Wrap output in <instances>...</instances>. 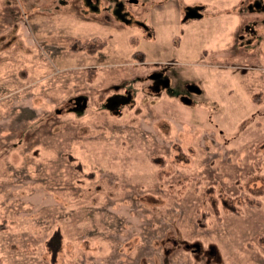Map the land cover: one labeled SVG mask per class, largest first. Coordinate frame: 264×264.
I'll return each mask as SVG.
<instances>
[{
  "label": "rangeland",
  "instance_id": "1",
  "mask_svg": "<svg viewBox=\"0 0 264 264\" xmlns=\"http://www.w3.org/2000/svg\"><path fill=\"white\" fill-rule=\"evenodd\" d=\"M0 264H264V0H0Z\"/></svg>",
  "mask_w": 264,
  "mask_h": 264
},
{
  "label": "trees",
  "instance_id": "2",
  "mask_svg": "<svg viewBox=\"0 0 264 264\" xmlns=\"http://www.w3.org/2000/svg\"><path fill=\"white\" fill-rule=\"evenodd\" d=\"M179 37H176L175 41H178ZM75 47L73 48L75 51H82L86 52L87 54H94L96 51L101 50L105 45V41H101L97 38H92L84 43H81L80 41L75 42ZM138 55V52L134 53V56L136 57ZM140 59L144 60V55L141 54Z\"/></svg>",
  "mask_w": 264,
  "mask_h": 264
},
{
  "label": "flooded vegetation",
  "instance_id": "3",
  "mask_svg": "<svg viewBox=\"0 0 264 264\" xmlns=\"http://www.w3.org/2000/svg\"><path fill=\"white\" fill-rule=\"evenodd\" d=\"M131 1H132V0H130V2H131ZM197 16H199V14H198V12L195 11V10L190 11V12L188 13V15H187V17H197Z\"/></svg>",
  "mask_w": 264,
  "mask_h": 264
}]
</instances>
